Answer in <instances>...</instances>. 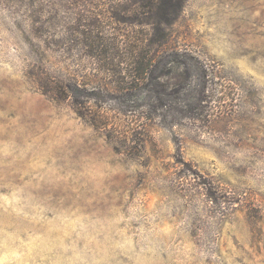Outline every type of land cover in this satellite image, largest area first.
<instances>
[{"label": "rangeland", "instance_id": "374dc122", "mask_svg": "<svg viewBox=\"0 0 264 264\" xmlns=\"http://www.w3.org/2000/svg\"><path fill=\"white\" fill-rule=\"evenodd\" d=\"M0 264H264V0H0Z\"/></svg>", "mask_w": 264, "mask_h": 264}, {"label": "trees", "instance_id": "16d2710c", "mask_svg": "<svg viewBox=\"0 0 264 264\" xmlns=\"http://www.w3.org/2000/svg\"><path fill=\"white\" fill-rule=\"evenodd\" d=\"M170 5H171V0H170ZM159 32L160 31H158L157 28H156L155 31L152 32V34L155 33V36H158ZM146 34H148V33H146ZM155 40H156V37L151 40V43L155 44L157 42ZM144 42H145L144 40L140 41V40L136 39V40L131 41L128 44L125 45V52H126L125 53V55H126V57H125L126 59L125 60H127L126 64L130 67V68H128L129 70L127 69L129 71L128 74H127V77H133V78L142 80V78H143L142 75L145 74L144 72H147L148 74L151 73L150 72L151 69L149 67L151 63H147L145 71L143 69L144 60L147 59L145 54L148 53V51H149L145 47L146 45L143 44ZM119 62L124 63V60H120ZM151 65L154 66L153 64H151ZM110 70L113 71V69H110ZM127 70L125 68H123L122 70L113 71V73L114 74H116V73L117 74L118 73L121 74L123 72L126 73ZM149 77H150V75H149ZM118 78L119 79L117 81H119V82H123L124 81L123 77H118ZM150 91H152V90L150 89ZM156 108H157V106H155L154 104L150 105V109L148 111H144V112L140 113V117L139 118H141V117L146 118V119L153 118L154 114L156 113ZM77 111H78V114L82 118H85L86 120H89V121H91L92 123H95V124H96V121H98V120L103 122V120H107V119L113 120V119H115L114 115L113 114L111 115L110 111H107V110H104V109L93 110L92 108H89L88 110L86 109V111H84L82 107H78L77 106ZM112 122L115 123L114 121H112ZM130 122L133 123V126H134L135 123L133 122V119H131ZM108 124L109 123L107 122L106 125H108ZM125 126H126V124H123V127H125ZM122 130L123 129H119V131H117V137H118L117 140L119 142H122L120 140L124 139V138L119 137V135L123 134ZM133 130H134L133 128L129 129L128 135L125 137L126 140H128L129 137L133 141L136 140L135 139L136 138L135 137L136 136V132L135 131L133 132ZM123 142H124L125 145L127 144L126 141H123Z\"/></svg>", "mask_w": 264, "mask_h": 264}]
</instances>
